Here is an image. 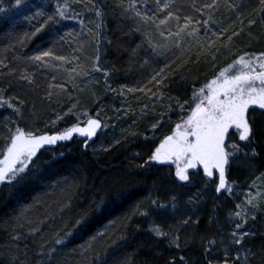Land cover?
Here are the masks:
<instances>
[{"label":"trees","instance_id":"trees-1","mask_svg":"<svg viewBox=\"0 0 264 264\" xmlns=\"http://www.w3.org/2000/svg\"><path fill=\"white\" fill-rule=\"evenodd\" d=\"M203 2L205 0H135L134 8H130V0H123V6L120 0H94L95 7L88 0H69L72 9L84 20L87 28L93 29L92 34L87 33L80 19H65L58 25L46 26L25 40L23 46L16 41L25 32L31 33L42 22L41 18L29 22L26 17H31L38 8L51 13L56 0H25L27 11L19 14L13 7L14 0H4V4L0 5L7 9L0 13V59L7 66L0 67V88L6 89L8 95H19L25 101L20 106L21 115L12 108L0 106V150L5 146V137L17 126L26 130H56V126L48 125V121L55 120L57 113L63 114L73 103L76 104L74 112L87 110L107 124L89 140L87 147L84 145L87 138L79 134H74L68 141L44 146L29 165L31 171L23 175L22 179L1 182L0 264H36L39 245L46 240L51 242L58 230L63 236L65 231L71 229L72 220L79 210L87 207L93 197L98 200L102 196L109 197V211L103 216L94 217L87 228L73 230L63 247L57 246L58 259L67 261V264H78L81 260L79 246L95 231L108 225L109 221H114L111 225L114 235L104 241V264H123L126 260H130L131 264H165L171 257H177V264H180V256L184 257L187 264H205L204 249L208 246L207 242L214 238V217L232 219L225 213L232 205L228 193L223 191L215 195L206 180L199 181L197 176L191 177V184L187 186L177 182L161 166L151 163L142 169L137 165L143 163L163 135L170 134L175 124L186 117L188 106L184 105L182 110L176 98L183 105L191 97L194 87L198 88L220 67L232 62L235 58L233 53L255 54L264 51V37L259 41H249L244 37L236 41L231 52L219 56L214 63L201 60L198 64L190 65L192 71L184 73L186 78L183 81L179 76L173 79L163 101L155 104V110L148 96L127 91V88L140 87L153 68L158 70L170 61L179 62L181 57L191 56L195 60L198 49L193 38L185 36L179 47L173 46L165 56H156L144 34L151 36L152 43H164L167 30L176 31L174 19L160 24L166 12L158 11L159 5L168 3L172 11L179 10V15H194L197 19H203V14L196 13L193 8V4L199 6ZM246 2L249 7H255L257 0ZM96 8H99L100 16L96 15ZM137 11L146 13L153 20L145 21L142 16L136 15ZM228 15L222 6L214 19L219 21ZM96 24L101 25L99 35L96 34ZM162 31L165 36L160 35ZM252 31L254 35L259 34L261 28L257 25ZM69 32L72 35L65 36ZM61 36L65 37L64 41L59 39ZM93 37L99 40L98 46ZM74 38L84 43L83 51L75 55L80 56L87 65H91L98 47L99 63L114 69L107 78L102 72L94 71L89 78L91 82L85 83L78 79V87L73 88L66 79L65 68L68 65L49 68L24 59H14L17 56H31L49 47H54L57 55H70L73 48L77 47ZM143 61L148 63L145 65ZM9 68H16L17 72L10 75ZM22 68H27L33 75L35 83L30 87L17 82ZM60 83L66 85L64 91L55 87ZM49 84L53 85L54 93L51 101L43 95ZM121 86L126 87L122 89ZM142 104L148 105L143 114ZM160 113H165L163 118ZM79 119L83 121L86 117L80 116ZM75 120L72 115L66 116L63 123L58 122V127L62 129ZM154 123L157 124L156 129L151 128ZM114 140H120L121 143L113 144ZM109 145L113 146L109 148ZM257 154L259 158L253 162L260 169L264 165V143H257ZM235 175L238 183L241 176L231 166L228 179L234 184ZM73 184L79 187L73 188ZM118 189L125 196L110 199L111 194ZM149 195L165 202L169 197L176 196L179 207L177 219L173 217L169 220L167 211H153L148 217H132L127 226L121 228V218L130 213L138 201H143L144 206H147L145 198ZM69 198L70 208H62L61 205L67 204ZM18 216L22 218L17 219ZM185 217H191L196 223L190 222L180 229V249L174 245L168 246L167 241H161L159 247L154 246L148 232L153 221L163 224L167 230L169 225L175 227L176 221ZM17 224L23 227H16ZM30 227H36L39 231L30 233ZM247 227L255 233L254 237L248 239V244L258 250L264 244V210L256 213L255 220L249 218L244 229ZM122 232L124 237L118 239ZM17 233L20 234L18 239L14 238ZM113 240L115 243H112ZM96 247L98 251L101 250L99 241Z\"/></svg>","mask_w":264,"mask_h":264},{"label":"snow or ice","instance_id":"snow-or-ice-1","mask_svg":"<svg viewBox=\"0 0 264 264\" xmlns=\"http://www.w3.org/2000/svg\"><path fill=\"white\" fill-rule=\"evenodd\" d=\"M88 2L95 7L94 0H88ZM3 4L4 0H0V5ZM120 5L123 6V0H120ZM134 5L135 0H130L129 7L134 8ZM222 6L229 15L217 21L214 19V15ZM13 7L18 10L17 14L27 11L25 0H14ZM193 8L196 13L203 14L205 18L197 19L194 15H179L177 14L179 10L172 11L168 3L159 5L158 11L166 12L160 24L166 23L170 18L174 19L176 31L168 29L164 43H152L151 36L148 33L144 34L156 56H165L173 46L179 47L185 36L193 38L198 49L195 53V60L191 56L181 57L179 62L170 61L158 70L153 68L140 87L127 88L128 92H141L148 96L153 102V110H155V104L162 102L165 98L166 90L171 88L173 79L179 76L183 81L186 78L184 73L192 71L190 65L198 64L201 60L206 63H214L219 56L231 52L236 41L242 40L244 37L249 41H259L264 37V0H257L255 7H249L246 0H205L199 6L193 4ZM6 11L5 7L0 6V13ZM100 14L99 8H96V15L100 16ZM136 15L142 16L145 21L153 20V17L146 13L142 14L137 11ZM36 18H41L42 22L34 27L31 33L25 32L16 43L23 46L25 40L35 36L46 26L58 25L65 19H80L72 9L69 0H56L51 13L38 8L31 17H26L29 22ZM225 20L228 21L227 24L224 23ZM80 23L88 34H92L93 29L87 28L83 19H80ZM257 25L260 26L261 31L254 35L252 30ZM100 27V24L95 25L97 35H99ZM71 35V32L65 33V36ZM160 35L165 36V32H160ZM168 37L175 39H168ZM59 39L64 41L65 37L61 36ZM93 39L98 46L99 40L95 37ZM74 42L77 47L73 48L70 55H57L54 47H49L37 51L31 56L23 58L17 56L14 59H24L32 64H39L40 67L61 68L68 65L65 68L66 79L73 88L78 87L76 83L78 79L85 83L91 82L89 78L94 71L102 72L107 78L114 69L103 67L99 63L98 47L91 65H87L80 56L75 55V53L83 51L84 43L75 40V38ZM233 55L235 58L231 63L220 67L210 79H207L198 88L194 87L191 97L185 100L183 105L180 104L179 98H176V103L182 110L184 105L188 106L186 117H182L180 122L175 124L170 134L163 135L155 143L150 154L137 167L143 169L152 162L159 164L172 162L175 164L174 178L176 181L191 183L189 170L202 166L205 177L215 179V192L227 191L231 193L233 191L234 182H230L228 179L232 161L242 155L248 161V166L252 167V162L259 158L257 143H264V51L255 54L233 53ZM53 61L58 63L54 64ZM142 63L146 65L148 62L143 61ZM0 67H7L2 59H0ZM16 72V68L8 69L10 75ZM17 82L29 87L35 83L32 73L28 72L27 68L19 70ZM55 87L60 91L66 89L64 83L55 85ZM124 87L126 86H121L122 89ZM52 88L53 85L49 84L48 90L43 94L48 101H51L54 95ZM109 90L115 91V89ZM69 97L71 98V93H69ZM24 104L25 101L19 95H8L6 89L0 88V106L12 108L18 115H21L20 106ZM147 107V104L141 105L142 114L146 112ZM75 108L76 104L73 103L63 114L57 113L55 120L48 121V125L56 126V130H26L19 126L15 127L14 131L10 130V134L5 137V146L0 150V182L22 179L33 162V158L44 146L68 141L73 138L74 134H79L87 138L84 140V145L87 147L89 140L97 135L98 130L107 127L106 123H102L101 119L89 114L87 110L76 113L74 112ZM169 108H171V104H169ZM257 113L259 114L257 115ZM69 115L76 118L75 122L62 129L59 128L58 122L63 123L65 117ZM164 115L165 113H160L161 118ZM80 116H84L86 119L81 121ZM156 127L155 123L151 125L152 129H156ZM230 130H235L241 143L234 140L229 143ZM130 135H135V133H130ZM119 143H121L120 140L113 141V144ZM136 155L138 156L139 153ZM261 176L264 177V173H261ZM253 184H255V180ZM72 187L78 188L79 185L73 184ZM124 196L125 193L118 189L111 194L110 199L114 200ZM145 199L147 206H144L143 201H138L131 212L121 218V228L126 227L127 222L131 221L134 216L148 217L153 211H166L169 208L173 211L177 210V197L174 195L169 197L166 202L151 195ZM191 199L190 196L189 200L191 201ZM262 200H264V193L258 189L255 194L247 193L244 201L234 205L235 210L229 212V217L234 220L232 231L229 233V242L238 250L230 258L229 248L225 245L224 258L218 260L216 264H235V262L241 261L239 249H243L242 264H264V244L258 250L253 247H245L244 244L249 236H255L253 232L244 231V226L249 218L256 219L255 210L261 207L260 201ZM108 201L109 197L102 196L98 200L93 197L88 206L81 208L72 220L71 229L65 231L63 236L58 230L51 242L46 240L39 245V258L36 260V264H67V261L58 259L57 246L63 247L64 241L72 234L73 230L87 228L94 217L105 215L109 211ZM70 206V198L67 204L61 205L62 208H70ZM21 218L17 217V219ZM190 222L196 223L191 220V217L178 219L175 227L169 225L166 230L163 224L153 221L148 232L153 238L154 246L159 247L161 241H167L168 246L174 245L176 249H180V229ZM114 223V221H109L108 225L95 231L84 244L79 246L81 260L78 264H104V241L114 235L111 230V225ZM16 227H23V225L17 224ZM136 227L140 226L136 225ZM28 231L36 233L39 229L30 227ZM124 235L122 232L117 238L122 239ZM19 236L20 234L17 233L14 238L18 239ZM98 241L100 242V251L96 247ZM112 243L115 241L113 240ZM215 244V238L207 242L208 246L204 249L205 264H213L209 257L211 256L210 247ZM179 261L180 264H187L183 256L179 257ZM123 264H131V261L126 260ZM165 264H177V257H171Z\"/></svg>","mask_w":264,"mask_h":264},{"label":"rangeland","instance_id":"rangeland-1","mask_svg":"<svg viewBox=\"0 0 264 264\" xmlns=\"http://www.w3.org/2000/svg\"><path fill=\"white\" fill-rule=\"evenodd\" d=\"M258 107V106H257ZM231 138L229 140V143H231L233 140L237 143H241L238 138V134L235 132V130H230ZM167 164L173 168L175 172V164L172 162H167ZM253 166H248V161L245 160V158L241 156H237L235 160L232 161L231 166L235 169L239 177L238 183L236 182V175H235V184L233 185V191L231 193H228L230 198V203L234 206L235 204L241 203L244 201L245 195L249 192L255 194L257 190L259 189L261 193H264V177L261 176V173H264V165H261V168H257V165L252 162ZM31 169L28 168L26 170V174L30 172ZM25 175V174H24ZM190 177L197 176L199 177V181L206 180V184H209L210 188L212 189L213 193L215 195H220V193H217L214 191L215 186V179L214 178H206L205 174L203 173L202 166H198L197 169H190L189 170ZM255 180V184H253V181ZM183 185H190L191 183L188 182H179ZM1 186V182H0ZM209 188V189H210ZM261 207L257 208L255 210L256 213L261 210L264 207V200L260 201ZM231 205V208H227L225 211L226 214H229L230 211H234ZM179 209L177 204V210ZM177 210L173 211L171 208H169L167 211V216L169 218H175L177 219ZM174 220V219H173ZM215 226H214V238L216 240V244L214 246L210 247L211 256L209 257L212 259L213 264H216L218 260H222L224 258V247L225 245L229 248V257H233L235 252L238 250L237 247H234L229 242V233L232 231V224L234 222L233 218L227 220V218L220 217L217 215L214 217ZM250 228H245L244 231L250 232ZM250 236L244 241L245 247H251L249 246V239ZM241 251V261L235 262V264H242V258H243V249H239Z\"/></svg>","mask_w":264,"mask_h":264},{"label":"bare ground","instance_id":"bare-ground-1","mask_svg":"<svg viewBox=\"0 0 264 264\" xmlns=\"http://www.w3.org/2000/svg\"><path fill=\"white\" fill-rule=\"evenodd\" d=\"M237 136H238V135H237ZM152 164H154V165H156V166H161L164 170L170 172V173L173 175V178H174V170H173L172 167H170V166L167 164V162L164 163V164H159V163H157V162H152ZM234 181H235V180H234ZM170 219H171V218H169V220H170Z\"/></svg>","mask_w":264,"mask_h":264}]
</instances>
